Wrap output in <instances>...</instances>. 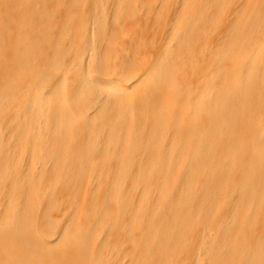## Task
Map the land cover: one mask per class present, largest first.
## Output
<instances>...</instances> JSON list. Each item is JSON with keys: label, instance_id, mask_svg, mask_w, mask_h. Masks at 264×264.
Returning <instances> with one entry per match:
<instances>
[{"label": "bare ground", "instance_id": "6f19581e", "mask_svg": "<svg viewBox=\"0 0 264 264\" xmlns=\"http://www.w3.org/2000/svg\"><path fill=\"white\" fill-rule=\"evenodd\" d=\"M0 264H264V0H0Z\"/></svg>", "mask_w": 264, "mask_h": 264}]
</instances>
